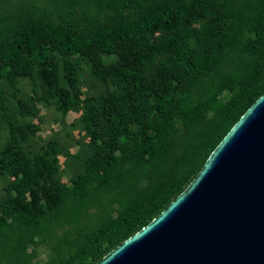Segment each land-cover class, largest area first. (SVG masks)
Wrapping results in <instances>:
<instances>
[{"label": "trees", "instance_id": "1", "mask_svg": "<svg viewBox=\"0 0 264 264\" xmlns=\"http://www.w3.org/2000/svg\"><path fill=\"white\" fill-rule=\"evenodd\" d=\"M61 1L59 21L27 16L14 30L0 26L1 120L12 138L41 129L9 118L31 113L18 80L38 74L43 97L61 113L84 103L80 122L96 151L70 183L52 182L53 144L22 150L9 142L0 152L10 178L0 200V264H31L27 245L55 223L68 225V236L44 264H95L187 187L264 93V0H85V29L65 13L75 0ZM83 60L107 82L104 93L71 91ZM96 204L107 212L94 217Z\"/></svg>", "mask_w": 264, "mask_h": 264}, {"label": "water", "instance_id": "2", "mask_svg": "<svg viewBox=\"0 0 264 264\" xmlns=\"http://www.w3.org/2000/svg\"><path fill=\"white\" fill-rule=\"evenodd\" d=\"M95 264H264V93L187 187Z\"/></svg>", "mask_w": 264, "mask_h": 264}, {"label": "rangeland", "instance_id": "3", "mask_svg": "<svg viewBox=\"0 0 264 264\" xmlns=\"http://www.w3.org/2000/svg\"><path fill=\"white\" fill-rule=\"evenodd\" d=\"M61 3V0H0V26L8 25V30H14L27 20V16L40 17L46 15L59 21ZM84 9H86L85 0H75L74 4L65 8L66 14L76 18L79 29L90 27L88 22L81 19ZM129 13L132 17H135L132 10ZM103 21L101 20V22ZM113 57V55H106V60ZM81 64L79 80L71 91L74 94L79 93L81 96H98L104 93L107 82L92 77L89 61L83 60ZM35 71L37 72V68ZM36 75L35 80L29 76H20L18 80L20 92L26 97L25 106L31 113L24 115L20 122H18L15 114H10L9 118L16 122L14 123L16 126L25 121L38 124L41 129L37 132L32 131L31 128L23 129L22 132L12 138L8 124L1 120L0 111V152H4L9 142L20 145L22 150L30 147L50 149L53 144L59 150V153L52 151L49 156L50 160L58 165V169L52 176V182L70 183L72 179L77 178L83 172V160H87L96 151L88 132L82 129L80 122L86 107L80 101L72 105L66 114L61 113L54 104L53 99L43 97L45 86L41 77L38 74ZM64 82L65 79L62 78V83ZM66 86L69 88V85ZM1 87L5 94L12 92L9 85L6 86L2 83ZM229 96V92L222 93L220 102ZM178 125H180V122H178ZM9 182L8 174L0 171V200L5 198ZM107 209H102L100 205L96 204L90 208V213L96 217L106 213ZM68 228L66 224L55 223L49 234L36 236L34 241L27 245V252L33 256L31 264L35 262L44 264L52 258L56 252V244L62 238L68 236ZM73 235H75V232H72L69 238Z\"/></svg>", "mask_w": 264, "mask_h": 264}]
</instances>
